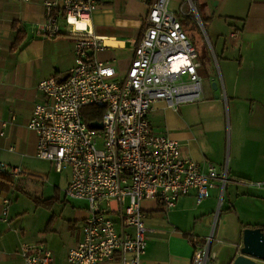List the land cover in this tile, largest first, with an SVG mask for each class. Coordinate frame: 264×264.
Here are the masks:
<instances>
[{"label": "built area", "instance_id": "1", "mask_svg": "<svg viewBox=\"0 0 264 264\" xmlns=\"http://www.w3.org/2000/svg\"><path fill=\"white\" fill-rule=\"evenodd\" d=\"M168 1L148 3L142 33L121 76L93 55L103 48L92 31L96 0L43 2L45 20L36 33L72 38L73 66L66 77L38 82L44 101L33 105L27 127L37 136L35 156L48 160L56 172L69 170L65 195L86 201L81 238L68 249L63 264H138L148 230L144 199L170 208L193 190L199 202L217 181L220 201L228 182L225 170L180 158L177 141L154 132L148 122L158 100L177 107L203 96L197 52L179 20L183 5L196 11L194 1L184 0L177 12L168 9ZM85 117L101 127L89 126ZM0 168L10 177L21 172L3 162ZM237 181L264 187V181ZM191 240L192 264H212V235L199 243ZM20 255L23 264H57L43 245L24 243Z\"/></svg>", "mask_w": 264, "mask_h": 264}, {"label": "crops", "instance_id": "2", "mask_svg": "<svg viewBox=\"0 0 264 264\" xmlns=\"http://www.w3.org/2000/svg\"><path fill=\"white\" fill-rule=\"evenodd\" d=\"M150 1L96 0L98 6L91 16L92 31L101 40L103 48L93 55L97 60L110 64L119 76L129 65ZM43 2L0 0V162L21 169L18 176L9 177L0 168V264H23L20 245L30 240L22 224L25 212L18 205L15 191L21 190L23 180L35 179L34 176L44 180L40 174L29 173V166L40 159L35 156L36 133L27 127L33 105L44 101L37 84L50 76L57 79L66 77L73 66L72 38L62 34L48 37L36 33L37 26L45 20ZM180 4L169 0L168 9L175 11ZM201 9L209 19L215 14H231L242 20L241 33L235 28L229 31V39L244 43L248 35L252 50L264 57V0H203ZM17 35L21 37L20 46L12 50ZM219 76L224 102L226 96L234 102V116L242 111L237 104L242 89H251L255 95L264 94V72L240 74L237 69L233 76ZM212 82L213 79L205 84L207 92L203 90L199 102L182 103L177 107H170L161 100L154 102L148 113V122L154 132L177 141L180 158L191 159L202 168L212 165L218 172L225 170L229 185L220 201L217 181L199 202L193 190L179 196L170 208L162 207L153 199H144L141 207L148 230L138 264H192L194 242L191 239L203 242L210 234L214 254L212 264L217 256L215 264H230L242 245L243 229L264 227V188L247 186L234 179L252 176L256 180H264V119L257 122L249 120L246 126L251 132L249 137L241 135L242 128H245L235 119V134L228 144L220 106L215 109V106L210 108L200 102L218 88L217 83L213 88ZM215 101L221 103L219 97ZM260 104L264 106V103ZM256 110L254 104L251 115ZM63 170L46 172L50 175ZM51 182L54 187L52 198H55L57 187L54 180ZM85 208L86 205L73 215L71 236L75 234L78 221H81L82 228ZM4 209L6 213L3 216ZM50 226L49 220L46 227L49 229ZM81 228L73 237L72 244L64 252L55 254L54 262L64 263L68 249L81 238ZM221 238L228 243L220 249L216 246L221 244ZM41 242L32 245L46 247V241ZM50 251L53 252L52 249Z\"/></svg>", "mask_w": 264, "mask_h": 264}, {"label": "rangeland", "instance_id": "3", "mask_svg": "<svg viewBox=\"0 0 264 264\" xmlns=\"http://www.w3.org/2000/svg\"><path fill=\"white\" fill-rule=\"evenodd\" d=\"M175 1L182 3L184 0ZM202 3L203 0L198 1L197 12H194L190 9L188 4H185L183 7L185 14L180 15V18L185 22L183 29L197 52V58L200 62L198 74L201 77L204 92H207L205 84L211 82L212 79L218 84V88L214 93L209 92L207 98L205 96V99L200 102H204V104L210 106V108L215 106L216 109L220 106L222 110V119L225 123L227 143L229 144L230 137L233 140L235 134L233 128L235 119L239 120L245 128L244 130L242 128L241 131L243 137L250 136L251 132H249L246 127L249 120L257 122L264 119V106L260 104L264 103V94L255 95L251 89L249 91L242 89L239 93L241 94L239 96V102L237 101L242 111L241 114L239 113V115L234 116V102L229 96H226L224 102L222 90L219 88L221 80L218 76H233L236 74L237 69H239L240 74L241 72L251 71L255 73L264 72V57H262L260 52L258 53L252 50L248 35L245 36L244 43H240L238 40L231 41L229 39V31L235 28L239 31L242 29V20H239L236 16H232L231 14H215L214 17L209 19L201 9ZM211 5H213V2ZM175 11H178V8ZM215 94L218 95L221 103L215 101L217 99L215 98ZM254 104L257 110L253 111L251 115L252 106ZM29 169V173L37 176L40 174L44 180L41 181L36 176H34L35 179L32 180H23L24 185L21 190L15 191L14 195L18 197V205L25 212L22 224L26 229L27 237L30 239L21 244H42L41 241H46V247L53 250L52 256L54 259L55 254L64 252L67 249L66 247L72 244L73 237L75 238L78 229L81 228V221H78L75 234L71 236L73 231V228H71L72 221L74 220L73 215L79 212L86 203L83 200L65 197L64 190L66 187V179L69 177L68 169H64L61 173H57L58 175L54 173L48 175L46 171H52L53 168L45 159H36L34 164L29 166ZM243 178L257 181L252 176H243ZM234 179L237 180L238 178ZM52 180L55 181L57 187L55 191L57 196L55 198H52L54 196ZM228 185L229 182L225 184L224 190ZM224 190L222 194H224ZM49 220L51 226L48 229L46 223ZM214 226L215 223L213 224V228ZM220 241L221 244L216 246L220 249L225 247L228 243L227 240H222V238ZM217 260L218 256L215 258L213 264H215Z\"/></svg>", "mask_w": 264, "mask_h": 264}, {"label": "water", "instance_id": "4", "mask_svg": "<svg viewBox=\"0 0 264 264\" xmlns=\"http://www.w3.org/2000/svg\"><path fill=\"white\" fill-rule=\"evenodd\" d=\"M212 87H216L212 82ZM218 95H215L217 98ZM89 126L100 128L98 121L89 122ZM264 262V227H246L242 231V245L239 253L234 257L230 264H260Z\"/></svg>", "mask_w": 264, "mask_h": 264}, {"label": "trees", "instance_id": "5", "mask_svg": "<svg viewBox=\"0 0 264 264\" xmlns=\"http://www.w3.org/2000/svg\"><path fill=\"white\" fill-rule=\"evenodd\" d=\"M194 5H195V8H196V10H197V5H198V3L196 2V0H195V2H194ZM184 17H185V16H184ZM179 20H180V23H181L182 28H183L185 22H183L182 18H180V17H179ZM20 42H21V37H20L19 35L15 36L14 41H13L12 46H11V49H12V50L17 49V48L20 46ZM96 112L98 113V114H96V117H97V116L99 117V114H100L101 110H98V111H96ZM84 119H85L86 122H89V121H90V118H86V117H85ZM9 177H10V176H9ZM9 177H8V178H9Z\"/></svg>", "mask_w": 264, "mask_h": 264}]
</instances>
